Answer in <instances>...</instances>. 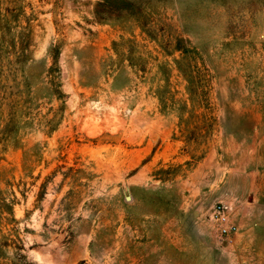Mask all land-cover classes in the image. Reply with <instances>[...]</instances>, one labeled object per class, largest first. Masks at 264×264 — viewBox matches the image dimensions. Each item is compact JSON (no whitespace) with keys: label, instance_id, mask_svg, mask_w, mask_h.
I'll return each mask as SVG.
<instances>
[{"label":"rangeland","instance_id":"1","mask_svg":"<svg viewBox=\"0 0 264 264\" xmlns=\"http://www.w3.org/2000/svg\"><path fill=\"white\" fill-rule=\"evenodd\" d=\"M0 264H264V0H0Z\"/></svg>","mask_w":264,"mask_h":264},{"label":"built area","instance_id":"2","mask_svg":"<svg viewBox=\"0 0 264 264\" xmlns=\"http://www.w3.org/2000/svg\"><path fill=\"white\" fill-rule=\"evenodd\" d=\"M223 211H218V213H216V214H219L220 216H215L217 218H215V217L214 218L217 219V222L219 224H221V226H223L222 230L224 233H232L236 230V228L234 226L229 225V223H228L229 220L227 219V221H226L224 215L222 214Z\"/></svg>","mask_w":264,"mask_h":264},{"label":"bare ground","instance_id":"3","mask_svg":"<svg viewBox=\"0 0 264 264\" xmlns=\"http://www.w3.org/2000/svg\"><path fill=\"white\" fill-rule=\"evenodd\" d=\"M230 205V204H229ZM226 210L229 212V211H231V208H230V206H227L226 207ZM222 214L224 215V217H225V219H226V221H227V212L225 211V212H222Z\"/></svg>","mask_w":264,"mask_h":264}]
</instances>
